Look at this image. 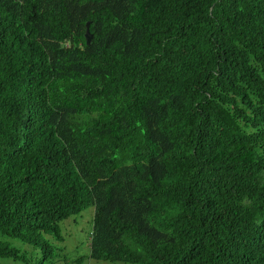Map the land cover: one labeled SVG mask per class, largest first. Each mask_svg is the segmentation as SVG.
Wrapping results in <instances>:
<instances>
[{
  "label": "trees",
  "instance_id": "trees-1",
  "mask_svg": "<svg viewBox=\"0 0 264 264\" xmlns=\"http://www.w3.org/2000/svg\"><path fill=\"white\" fill-rule=\"evenodd\" d=\"M89 206L96 260L264 264V0H0V234Z\"/></svg>",
  "mask_w": 264,
  "mask_h": 264
},
{
  "label": "rangeland",
  "instance_id": "rangeland-1",
  "mask_svg": "<svg viewBox=\"0 0 264 264\" xmlns=\"http://www.w3.org/2000/svg\"><path fill=\"white\" fill-rule=\"evenodd\" d=\"M93 206L59 223L62 240L45 236L52 245L50 253L33 243L0 234L17 251V257H0V264H130L122 261L96 260L90 257V237L93 227Z\"/></svg>",
  "mask_w": 264,
  "mask_h": 264
},
{
  "label": "water",
  "instance_id": "water-1",
  "mask_svg": "<svg viewBox=\"0 0 264 264\" xmlns=\"http://www.w3.org/2000/svg\"><path fill=\"white\" fill-rule=\"evenodd\" d=\"M86 42L87 43L89 42V37L87 36V34H86Z\"/></svg>",
  "mask_w": 264,
  "mask_h": 264
}]
</instances>
